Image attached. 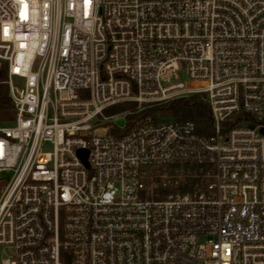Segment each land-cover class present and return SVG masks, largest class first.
<instances>
[{
	"label": "built area",
	"instance_id": "obj_1",
	"mask_svg": "<svg viewBox=\"0 0 264 264\" xmlns=\"http://www.w3.org/2000/svg\"><path fill=\"white\" fill-rule=\"evenodd\" d=\"M1 71L0 264H264V0H0Z\"/></svg>",
	"mask_w": 264,
	"mask_h": 264
},
{
	"label": "trees",
	"instance_id": "obj_2",
	"mask_svg": "<svg viewBox=\"0 0 264 264\" xmlns=\"http://www.w3.org/2000/svg\"><path fill=\"white\" fill-rule=\"evenodd\" d=\"M4 73L0 72V122L7 123L14 118V109L8 97L7 87L2 83ZM116 108L121 113H127L128 123L123 134L128 132L136 123L149 121L157 124L164 118L176 121H191L198 134L209 136L212 134V123L208 103L203 94H193L186 98L172 100L170 102L149 107L138 111L136 104L132 102L119 103L104 110L108 113L111 108ZM115 133V131H111Z\"/></svg>",
	"mask_w": 264,
	"mask_h": 264
},
{
	"label": "rangeland",
	"instance_id": "obj_3",
	"mask_svg": "<svg viewBox=\"0 0 264 264\" xmlns=\"http://www.w3.org/2000/svg\"><path fill=\"white\" fill-rule=\"evenodd\" d=\"M180 79L182 81L185 80V76L181 75ZM137 109H138V111H142L144 109H149V108H140L139 109L137 107ZM126 115H127V113H121L118 110H116L115 107L111 108L108 113H106V114L103 113V117H105V119H106V120H103V122H102L104 124V127H103V129L97 130L95 132V134L96 135H103L106 132L105 129H108V128L109 129H111L113 127L124 128V126H126L128 123V119L126 118L127 117ZM163 120H168V119L164 118ZM0 124H2V122H0Z\"/></svg>",
	"mask_w": 264,
	"mask_h": 264
},
{
	"label": "water",
	"instance_id": "obj_4",
	"mask_svg": "<svg viewBox=\"0 0 264 264\" xmlns=\"http://www.w3.org/2000/svg\"><path fill=\"white\" fill-rule=\"evenodd\" d=\"M245 126L248 127V128H252L253 127L252 124H246ZM259 132H260L261 135L264 136V127L260 128ZM77 155H78L79 159L81 160L82 164L87 167V151L79 150L77 152Z\"/></svg>",
	"mask_w": 264,
	"mask_h": 264
},
{
	"label": "snow or ice",
	"instance_id": "obj_5",
	"mask_svg": "<svg viewBox=\"0 0 264 264\" xmlns=\"http://www.w3.org/2000/svg\"><path fill=\"white\" fill-rule=\"evenodd\" d=\"M7 30L5 29V32H6Z\"/></svg>",
	"mask_w": 264,
	"mask_h": 264
}]
</instances>
